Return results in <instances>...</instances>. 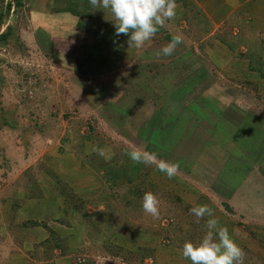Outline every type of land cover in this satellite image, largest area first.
I'll return each mask as SVG.
<instances>
[{
    "label": "rangeland",
    "instance_id": "1",
    "mask_svg": "<svg viewBox=\"0 0 264 264\" xmlns=\"http://www.w3.org/2000/svg\"><path fill=\"white\" fill-rule=\"evenodd\" d=\"M70 1L90 31L55 11ZM21 3L0 0V34L10 31L0 38V235L14 241L0 264H191L183 244L201 240L209 218L197 223L199 205L243 264H264V78L249 64L264 66V13L220 54L210 4L176 0L174 18L137 49L90 0ZM167 34L183 41L157 55ZM132 150L156 161H131ZM160 160L179 165L172 178ZM147 191L158 216L143 210ZM28 217L39 226L23 228ZM41 223L67 240H42Z\"/></svg>",
    "mask_w": 264,
    "mask_h": 264
},
{
    "label": "clouds",
    "instance_id": "2",
    "mask_svg": "<svg viewBox=\"0 0 264 264\" xmlns=\"http://www.w3.org/2000/svg\"><path fill=\"white\" fill-rule=\"evenodd\" d=\"M90 2L102 10L110 11L112 18L108 20L113 22L115 35L127 36L129 47L134 46L137 49L143 47L167 21L174 18L177 7L176 0H90ZM182 41V35H173L171 41L157 55L161 53L165 56L171 55ZM98 153L104 155L102 149H99ZM128 156L131 161L145 164L156 161L155 154L141 150H132L128 152ZM157 167L172 178L179 165L160 160ZM158 205L159 200L153 192L144 193L142 207L146 213L158 216ZM190 211L197 218V223L205 215L209 217L206 221L207 231L198 242L185 241L182 256L191 264H243L245 255L243 249L232 238L227 227L219 225L213 210L208 205H199Z\"/></svg>",
    "mask_w": 264,
    "mask_h": 264
},
{
    "label": "crops",
    "instance_id": "3",
    "mask_svg": "<svg viewBox=\"0 0 264 264\" xmlns=\"http://www.w3.org/2000/svg\"><path fill=\"white\" fill-rule=\"evenodd\" d=\"M195 2V4L201 9H204L203 7H207V5H209V8L205 9V13H207L208 11L210 12V14H216L218 13L219 16L221 17L223 24L220 26L219 21H216L215 23V31L211 34H214L213 36H215V40H219L217 41V48H221L222 52L220 51V54L223 53H227V51L229 52V49H227V46H232V43L229 41V38H234L237 39V36H243L245 37L244 34H241L243 32V25L245 23V20H256V22H260L261 17L263 16L262 13H264V9H263V3L264 0H193ZM256 3V6L262 7L260 9H257L256 7L253 8H248V4H253ZM261 5H260V4ZM212 4V5H211ZM210 8L211 11L209 10ZM240 9H243V14L240 13ZM251 11V15L248 14V12ZM228 21H231L230 23H228ZM197 27L194 28V30H196ZM240 32V33H239ZM239 33V34H237ZM1 35V34H0ZM248 35V32L246 33V36ZM239 48V47H238ZM230 55V54H229ZM264 62V61H262ZM252 72L247 71L246 73H244L242 76L244 79L247 78H251L253 77V79L255 78L254 76H252L251 74ZM11 211H13L14 213L16 212L15 208L11 209ZM11 216V214H9V217ZM37 216V214L35 215V217ZM11 219H9L10 222ZM27 221V219L24 220L23 222V228L26 227L25 226V222ZM1 231V229H0ZM45 233V232H44ZM5 235V234H4ZM2 235H0L1 237ZM6 236H2L0 239V256L1 258H6L7 254H5V252H3V248L9 247V245H12V243L14 242L13 240H5ZM9 238V237H8ZM47 238V235L45 234V236H43L42 240H45ZM3 239V240H2ZM30 239V238H29ZM25 241H33L36 243V241H41V240H24L21 243H25ZM12 242V243H11ZM23 243V244H24ZM23 246V245H22ZM25 249V248H24ZM19 250H21V245H19ZM13 254H15V252H13ZM8 258V256H7ZM9 259V258H8Z\"/></svg>",
    "mask_w": 264,
    "mask_h": 264
},
{
    "label": "trees",
    "instance_id": "4",
    "mask_svg": "<svg viewBox=\"0 0 264 264\" xmlns=\"http://www.w3.org/2000/svg\"><path fill=\"white\" fill-rule=\"evenodd\" d=\"M186 2H187V0H185ZM17 4L18 5H21L22 3H21V0H17ZM82 5V4H81ZM79 3H73V2H68V4H67V6L66 7H63V8H58V9H56L55 11H57V12H62V13H64V12H69V13H71V14H73V15H75V16H77L78 18H79V20H81V25L84 27V28H86V30L87 31H90V25H89V23H88V21L86 20L87 19V17H88V15L86 14V13H83V12H81L80 10H79V7L81 6ZM5 9H7L6 11H10L11 10V5H10V3H9V5H7L6 7H5ZM161 29V28H160ZM160 29H159V31L158 32H160ZM10 33V31L8 32V31H6V32H4V33H2L1 35H0V38H5L8 34ZM166 39H172V36L171 35H166ZM239 41H240V39L239 38H237ZM240 43H241V41H240ZM248 57H250L251 59L253 58L252 56H250V54L248 55ZM250 59V60H251ZM254 59V60H253ZM252 60V62L250 61V66H251V68L254 70V71H257V73L259 74V76H261V77H263L264 78V72H262V70H264V66L263 65H261V63H258L257 61H255V60H257V59H255V58H253ZM103 62H108V60H107V58H103V59H101ZM61 194L63 195V198H64V200H65V202L66 203H72V201H74V196L73 195H68V194H66L65 193V191H61ZM36 196V195H35ZM226 206V209L228 210V211H230L231 209H230V207L228 206V205H225ZM77 209H79V206L77 207ZM33 211H36L35 213L37 214V213H40V210H39V208H37V207H35V210H33ZM86 215V214H85ZM30 217V216H29ZM28 217V219L29 220H27L26 222H25V225L27 226L28 224H30V225H33V226H39V224H37V221L36 220H32V219H30ZM36 222V223H35ZM41 226H43L44 228H46L47 230H48V232H49V237H47L45 240H67V238H57L56 237V233H55V231L53 230V229H51L49 226H48V224H44V223H41ZM113 244H111V242L109 243V244H107V245H105L104 247H106V248H108L109 246H112ZM60 246V243H59V241L56 243V247H59Z\"/></svg>",
    "mask_w": 264,
    "mask_h": 264
},
{
    "label": "built area",
    "instance_id": "5",
    "mask_svg": "<svg viewBox=\"0 0 264 264\" xmlns=\"http://www.w3.org/2000/svg\"><path fill=\"white\" fill-rule=\"evenodd\" d=\"M2 33H4V32H2ZM2 33H1V34H2Z\"/></svg>",
    "mask_w": 264,
    "mask_h": 264
}]
</instances>
